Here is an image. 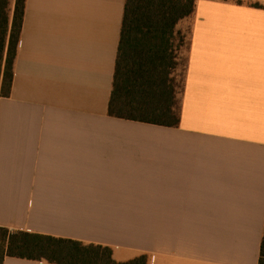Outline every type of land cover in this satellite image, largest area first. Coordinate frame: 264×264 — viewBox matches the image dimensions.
<instances>
[{"label": "crops", "instance_id": "1", "mask_svg": "<svg viewBox=\"0 0 264 264\" xmlns=\"http://www.w3.org/2000/svg\"><path fill=\"white\" fill-rule=\"evenodd\" d=\"M126 1L27 0L0 97V228L118 263L259 264L264 0H197L176 128L109 115Z\"/></svg>", "mask_w": 264, "mask_h": 264}, {"label": "trees", "instance_id": "2", "mask_svg": "<svg viewBox=\"0 0 264 264\" xmlns=\"http://www.w3.org/2000/svg\"><path fill=\"white\" fill-rule=\"evenodd\" d=\"M27 0H0V97L11 94ZM197 0H127L109 115L176 128L173 29L193 15ZM113 249L0 228V264L7 257L48 264H149V256L118 263ZM259 264H264V237Z\"/></svg>", "mask_w": 264, "mask_h": 264}, {"label": "rangeland", "instance_id": "3", "mask_svg": "<svg viewBox=\"0 0 264 264\" xmlns=\"http://www.w3.org/2000/svg\"><path fill=\"white\" fill-rule=\"evenodd\" d=\"M192 17L190 15L187 18L179 20L174 29L173 36L171 39L172 44H174V53L176 54L175 63L176 67L171 73V79L174 80V88L176 93L175 98V112L179 114L181 95L183 89L184 80V69H185V58H186V47H187V32L189 27V19Z\"/></svg>", "mask_w": 264, "mask_h": 264}]
</instances>
